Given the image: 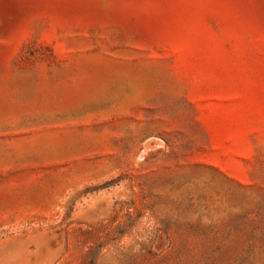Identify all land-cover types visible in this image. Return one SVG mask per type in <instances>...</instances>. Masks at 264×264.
Wrapping results in <instances>:
<instances>
[{"label":"rangeland","instance_id":"rangeland-1","mask_svg":"<svg viewBox=\"0 0 264 264\" xmlns=\"http://www.w3.org/2000/svg\"><path fill=\"white\" fill-rule=\"evenodd\" d=\"M0 264H264V0H0Z\"/></svg>","mask_w":264,"mask_h":264}]
</instances>
